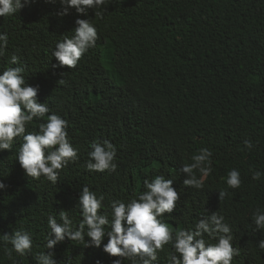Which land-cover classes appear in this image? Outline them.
<instances>
[{"label":"trees","instance_id":"16d2710c","mask_svg":"<svg viewBox=\"0 0 264 264\" xmlns=\"http://www.w3.org/2000/svg\"><path fill=\"white\" fill-rule=\"evenodd\" d=\"M60 10V0H29L13 16L0 17V32L9 37L0 71L23 67L25 80L39 85L37 100L68 121L78 149V159L59 170L55 184L25 175L16 161L21 140L0 151L6 186L0 189V235L24 230L33 241L30 252L9 258L0 240V264H36L35 254L49 251L47 218L59 222L60 210L78 225L82 186L103 194L107 206L135 196L144 179L158 175L172 179L180 195L173 213L164 214L169 227L191 228L201 214L216 211L238 249L231 264H264L258 246L264 230L251 219L256 208L264 209V175L253 180L251 171L264 173V0H109L103 19L92 9L87 16L74 8L59 16ZM77 18L94 23L96 46L75 68L54 67L51 50L72 34ZM13 54L20 64H9ZM46 119L34 120L27 131ZM94 140L116 146L115 172L84 167ZM200 148L212 151V172L202 188L184 186L178 169ZM233 168L241 174L236 189L225 183ZM220 190L229 195L219 199ZM51 251L56 264L117 259L67 239ZM170 251L166 245L157 264H166Z\"/></svg>","mask_w":264,"mask_h":264},{"label":"clouds","instance_id":"9594fccd","mask_svg":"<svg viewBox=\"0 0 264 264\" xmlns=\"http://www.w3.org/2000/svg\"><path fill=\"white\" fill-rule=\"evenodd\" d=\"M28 2L0 0V17L13 16ZM108 3L109 0H60L61 10L57 15H67L74 8L77 13L87 16L88 10L92 9L96 18L103 19ZM74 23L72 34L64 35L51 50V56L58 62L54 67L75 68L81 57L96 46L99 37L94 23L80 18ZM8 40V34L0 32V56L5 54ZM9 64H20V58L11 55ZM23 72L21 66H9L0 71V151H10L14 140H21L16 161L25 175L36 179L43 176L55 184L59 170L78 159V149L69 140L68 121L52 112L45 102L37 100L39 85H30ZM46 115V121L38 124L37 131H27L29 124L42 120ZM244 146L251 149L253 143L245 140ZM116 152V146L109 140H94L90 143L84 167L90 172H115L118 167ZM212 155L210 149L200 148L191 156V163L181 165L178 172L185 176L184 186L197 189L204 186L212 172ZM251 171L253 180L264 175L259 170ZM225 183L228 188H239L240 171L235 168L228 171ZM172 185L173 180L166 179L164 175L151 180L146 178L143 191L126 201L113 199L107 206L103 203V194L97 195L89 186H82L77 199L81 217L78 225L74 226L65 210H60L59 222L55 216H49L45 245L49 251L36 253V264H56L51 249L65 239L83 242L85 247L102 248L103 252L117 258L111 264H124L125 260L129 264H157L158 254L166 245L171 247L166 264H231L233 257L239 254L238 249L232 245L230 226L216 211L209 215L201 214L191 228L174 230L164 221V214L173 213L180 199ZM5 187L0 181V189ZM228 195L227 190L218 192L221 200ZM251 219L257 230H264V209L256 208ZM0 240L5 242L4 251L9 258L13 252L23 256L32 249V236L24 230L4 233ZM258 246L264 249V240L259 241ZM96 264L100 261L97 260Z\"/></svg>","mask_w":264,"mask_h":264},{"label":"bare ground","instance_id":"6f19581e","mask_svg":"<svg viewBox=\"0 0 264 264\" xmlns=\"http://www.w3.org/2000/svg\"><path fill=\"white\" fill-rule=\"evenodd\" d=\"M57 111H59V110H57ZM57 111H56V112H57ZM61 111H62V110H61ZM64 117H65V116H64ZM120 141H121V140H120ZM117 142H118V141H117ZM121 142H122V141H121ZM121 142H120V143H121ZM118 143H119V142H118ZM65 169H66V168H65ZM62 170H63V169H62ZM91 172H92V171H91ZM80 174H81V173H80ZM94 174H95V173H94ZM91 176H92V175H91Z\"/></svg>","mask_w":264,"mask_h":264}]
</instances>
